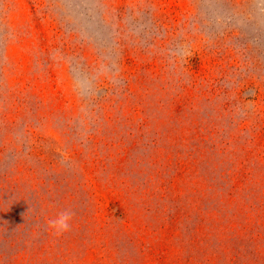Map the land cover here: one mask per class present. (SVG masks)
Masks as SVG:
<instances>
[{
	"label": "rangeland",
	"instance_id": "1",
	"mask_svg": "<svg viewBox=\"0 0 264 264\" xmlns=\"http://www.w3.org/2000/svg\"><path fill=\"white\" fill-rule=\"evenodd\" d=\"M0 264H264V0H0Z\"/></svg>",
	"mask_w": 264,
	"mask_h": 264
},
{
	"label": "clouds",
	"instance_id": "2",
	"mask_svg": "<svg viewBox=\"0 0 264 264\" xmlns=\"http://www.w3.org/2000/svg\"><path fill=\"white\" fill-rule=\"evenodd\" d=\"M73 215L74 213L69 208L58 211L47 220L49 230L57 236L68 232L72 227Z\"/></svg>",
	"mask_w": 264,
	"mask_h": 264
}]
</instances>
